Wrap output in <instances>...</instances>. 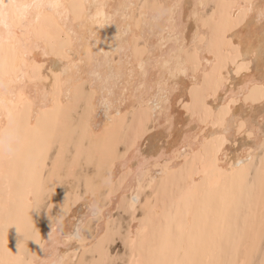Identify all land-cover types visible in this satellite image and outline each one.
Listing matches in <instances>:
<instances>
[{
    "label": "snow or ice",
    "instance_id": "1",
    "mask_svg": "<svg viewBox=\"0 0 264 264\" xmlns=\"http://www.w3.org/2000/svg\"><path fill=\"white\" fill-rule=\"evenodd\" d=\"M0 264H264V0H0Z\"/></svg>",
    "mask_w": 264,
    "mask_h": 264
},
{
    "label": "bare ground",
    "instance_id": "2",
    "mask_svg": "<svg viewBox=\"0 0 264 264\" xmlns=\"http://www.w3.org/2000/svg\"><path fill=\"white\" fill-rule=\"evenodd\" d=\"M112 2L119 3L120 0H112ZM113 35L112 33H109L105 31L104 33V39L108 40L109 43H111L110 36Z\"/></svg>",
    "mask_w": 264,
    "mask_h": 264
}]
</instances>
